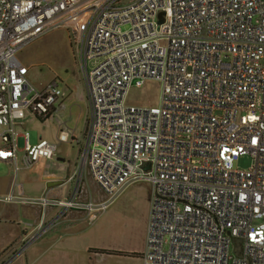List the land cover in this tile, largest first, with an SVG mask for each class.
<instances>
[{
    "label": "built area",
    "instance_id": "built-area-1",
    "mask_svg": "<svg viewBox=\"0 0 264 264\" xmlns=\"http://www.w3.org/2000/svg\"><path fill=\"white\" fill-rule=\"evenodd\" d=\"M58 29L88 103L72 188L30 197L14 181L0 203L37 207L41 219L0 264L70 211L94 221L134 183L149 187L142 264H264V0H0V162L15 175L55 155L23 132L19 157L15 127L26 112L45 119L63 96L57 80L36 88L17 59ZM149 80L159 106L128 102L131 85ZM244 155L251 166L234 169ZM87 177L102 199L85 193ZM49 208L58 213L45 223Z\"/></svg>",
    "mask_w": 264,
    "mask_h": 264
},
{
    "label": "rangeland",
    "instance_id": "rangeland-1",
    "mask_svg": "<svg viewBox=\"0 0 264 264\" xmlns=\"http://www.w3.org/2000/svg\"><path fill=\"white\" fill-rule=\"evenodd\" d=\"M17 59L21 64L29 67L28 78L38 89L44 88L52 80L60 81L63 86L62 82L67 79L68 82L81 84L85 92L81 75L71 54L67 32L63 29L50 31L31 41L17 54ZM93 63L94 61L90 62L89 66ZM159 99L160 85L150 80L141 87L132 84L127 96L128 102L143 107H157L159 106ZM39 119H35V121L40 122ZM48 131L52 132L50 128ZM34 137H36V133L32 131L30 142L34 141ZM22 146V140L17 139V147L21 149ZM251 163L250 156L244 155L233 163V167L234 169L246 170L251 166ZM84 191L90 193L95 199L103 198V194L89 177L85 180ZM148 197L149 187L147 184H131L94 221L85 219L71 228L69 232L64 229L63 231L45 233L28 245L24 251L46 253L48 254L47 257L51 256L55 259L53 263L55 264L58 262V255H62L63 251L66 250L65 244L68 239L65 237L73 236L71 238H76L75 241L72 240V242L74 241L73 244H77L80 248L72 251L81 261H83L85 254L89 256L88 251H90L89 264H141L138 253L140 251L142 253L144 250L149 211ZM25 211L27 212V210ZM22 213V219L18 221L17 225H0V248L9 240H15L19 237L22 226H31L34 222L33 214H26L24 211ZM25 215L27 216L26 220H24ZM61 235L68 236L61 239L54 249L45 251L46 247L56 240L47 242L46 239ZM29 237L30 235L27 238ZM96 250L122 252V260L118 261L114 256L100 257L98 254H94L97 252Z\"/></svg>",
    "mask_w": 264,
    "mask_h": 264
},
{
    "label": "crops",
    "instance_id": "crops-1",
    "mask_svg": "<svg viewBox=\"0 0 264 264\" xmlns=\"http://www.w3.org/2000/svg\"><path fill=\"white\" fill-rule=\"evenodd\" d=\"M60 83L61 82L59 81L63 96L56 99V103L53 105L48 117L45 119H39L40 122H37L35 119L38 118L29 112H26L23 118L16 122L15 127L18 134L17 139L22 140V145L24 144L22 133L27 132L29 144L32 145L40 140H46L55 146V155L50 159H43L36 162L28 169H20L16 175L10 162H0V196H4L10 192L14 181L22 186L25 196L30 197L46 194L50 199H63L70 192L72 184L67 181L81 147L83 132L86 128L88 109L86 95L81 84L78 82H68L67 79L62 82L63 86ZM49 128L52 132L48 131ZM60 130L69 133L67 141H59L58 134ZM32 131L36 133V137H34L33 142H30V133ZM22 148H18L19 157L21 156ZM25 210H27V212ZM23 211L26 214H33L34 222H32L31 226H22L20 236L15 238V240H9L0 248L1 257L3 256L2 253L10 245L13 246L21 243L24 238L29 235L30 230L40 223L41 210L34 206L0 203V225H17V223H19L18 221L22 219ZM57 213L58 211L56 208L47 209L44 213V222H52ZM24 217V220H26L27 216L25 215ZM87 217L88 216L84 212L70 211L63 218L58 219L46 233L63 231L64 229L69 232V230L75 227L78 223L85 219L88 220ZM65 236L68 235L48 237L46 239L47 242H50L53 239L56 240L51 242L46 247L45 251L54 249V247L57 246ZM71 237L73 236L65 237L68 239L65 244L66 250H62L64 253L58 255V262L55 264H89L91 259L90 251H88L89 256L86 254L83 256V261L77 259L72 250L79 249L80 246L73 244L76 238ZM72 240L74 241L72 242ZM96 251L97 252L94 254H98L100 257L114 256L116 260H122V252ZM140 253H138V255ZM47 255L48 254L46 253H38L36 251H23L9 261L8 264H53L55 259L51 256L47 257Z\"/></svg>",
    "mask_w": 264,
    "mask_h": 264
},
{
    "label": "water",
    "instance_id": "water-1",
    "mask_svg": "<svg viewBox=\"0 0 264 264\" xmlns=\"http://www.w3.org/2000/svg\"><path fill=\"white\" fill-rule=\"evenodd\" d=\"M239 244H240V241L239 240L235 241V245H238L239 246ZM237 252L238 251H236V256H239V254H237Z\"/></svg>",
    "mask_w": 264,
    "mask_h": 264
}]
</instances>
